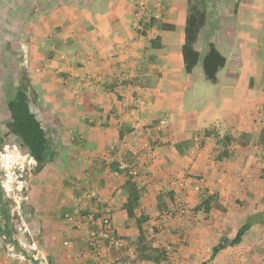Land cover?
Returning <instances> with one entry per match:
<instances>
[{
  "label": "crops",
  "instance_id": "1",
  "mask_svg": "<svg viewBox=\"0 0 264 264\" xmlns=\"http://www.w3.org/2000/svg\"><path fill=\"white\" fill-rule=\"evenodd\" d=\"M162 1L165 12L150 38L132 27L135 0H49L45 10L10 15L22 20L5 38L11 69L0 80V98L14 81L18 57L33 109L59 152L33 175L35 162L25 151L30 173L20 182L22 198L13 194L12 210L0 199V264H264V190L245 177L264 168V70L247 55L264 0L227 3L232 11L224 0L207 3L191 73L181 53L188 5ZM154 38L160 48L151 47ZM210 43L226 58L216 84L204 79L197 49L204 57ZM86 74L99 75L103 88L76 95ZM136 99L147 105L137 107ZM224 136H245L244 145ZM132 186L139 200L129 217L124 206ZM85 190L95 199H81ZM211 197L208 212L195 210ZM177 201L194 210L191 218L161 220ZM104 214L121 242L94 257L87 231L99 228ZM88 216L95 223L86 226ZM248 217L254 223L240 243L210 259ZM143 245L164 251L166 260L142 258Z\"/></svg>",
  "mask_w": 264,
  "mask_h": 264
},
{
  "label": "trees",
  "instance_id": "2",
  "mask_svg": "<svg viewBox=\"0 0 264 264\" xmlns=\"http://www.w3.org/2000/svg\"><path fill=\"white\" fill-rule=\"evenodd\" d=\"M205 25L206 11L196 5L189 4L185 18L184 43L181 48L184 69L187 73H191L198 64L199 54L194 48V44L197 41L200 30L204 28ZM161 29L169 31L173 29V26L163 24L161 25ZM150 45L152 48H160L157 38L150 39ZM225 64V56L214 46V44L210 43L201 64L204 79L212 84L218 83V72L225 66ZM31 95H34V92L32 91L27 75H25L24 78H21L19 82L16 83L14 95L6 103L9 117L4 124V128L6 133L11 135L33 159L35 166L31 173L36 175L46 166L47 163L58 155L59 148L57 146L51 147L46 128L42 120L37 116L32 108L33 99L31 98ZM224 140L227 142L232 141L242 146L244 145L243 142L234 137L226 136L224 137ZM138 200L139 193L135 186H132V188H130L128 201L124 206L129 217L134 216V209L138 204ZM212 200L213 199L211 197L202 201L195 208V210L208 212L210 210V202ZM137 223L140 231L139 241L141 242V221L138 220ZM253 223V220L248 217L245 223L238 229L233 239L229 240L222 238L220 242L212 248L210 259H212L220 250L228 246L238 245L242 236L253 225ZM140 250L142 251V258L144 259L151 260L156 263L166 260L164 251L152 249L145 245L141 246ZM144 252L149 253L147 254Z\"/></svg>",
  "mask_w": 264,
  "mask_h": 264
},
{
  "label": "rangeland",
  "instance_id": "3",
  "mask_svg": "<svg viewBox=\"0 0 264 264\" xmlns=\"http://www.w3.org/2000/svg\"><path fill=\"white\" fill-rule=\"evenodd\" d=\"M48 1L49 0H0V80L2 79V77L6 79L7 76L6 73L9 69H11V67H9L7 64L8 59H7L6 49L4 46L7 31L10 30L14 32V29L20 27L19 20L20 21L22 20V19L16 20V18L14 19V16H10V15H12L13 12H15V15H17L22 11L28 12L30 10V12L34 14L37 12L36 10H43V9L45 10L51 5L50 4L51 2ZM185 1L187 5L189 4L196 5L197 7L205 10V8L208 6L207 3H210L213 0H185ZM224 2L226 4L230 3V6H234V7H236L237 5L236 0H224ZM225 8L228 11H232L229 10L230 8L228 4L225 6ZM10 11L12 12L11 14ZM217 11H218V7L212 8L210 13L213 14L216 13ZM259 13L260 14L257 15V10H256L255 14L256 17L261 19L260 21L261 26L258 27V29H256L254 32L252 31L253 32L252 36L254 37V40L251 41L249 46L251 49H253V51H249L247 55L251 57L253 61H259L258 63L260 64L259 66H261L262 63L263 66L262 70H264V14L261 13V11ZM197 49L201 53L202 56L201 60H203L204 58L203 49L201 48L200 45L197 46ZM17 58L18 57L15 58L16 60L14 66L18 70H16L14 74V81L8 82L9 89L8 91L4 90V93L6 94L5 96L0 98V199L6 200L11 210L13 209V203L11 197L14 196L13 194L15 193L19 195L18 197L22 198V195L24 194V186L20 182L28 178L30 171H32V167H34L31 166L30 171L29 169H27L28 166L26 165L28 163V158L25 156L26 150L22 148L11 135H8L4 128V124L9 117L6 107V101L11 96L12 87L15 88L16 83H18L19 80L21 78H24L26 75L24 69L19 67L18 63L20 59ZM3 84H4L3 87H6L7 83L4 82ZM100 85H101L100 88L102 89L104 83H101ZM31 98L33 99L32 101V108H33L35 95H31ZM43 124L46 126L45 122ZM239 139L240 141L245 140V136H240ZM52 145L56 147L55 140L52 141ZM5 149H9L10 153L6 154L4 151ZM247 175L248 176H245L247 180V184L252 183L253 185H255V187L258 190L260 191L264 190V168L253 167L251 170L248 171ZM258 177H260L263 181L259 182L257 180ZM241 180L243 182L244 179ZM17 200L19 199L17 198Z\"/></svg>",
  "mask_w": 264,
  "mask_h": 264
},
{
  "label": "built area",
  "instance_id": "4",
  "mask_svg": "<svg viewBox=\"0 0 264 264\" xmlns=\"http://www.w3.org/2000/svg\"><path fill=\"white\" fill-rule=\"evenodd\" d=\"M164 10L165 8L162 0H135L132 25L134 31L139 36L150 38L152 28L156 24V21L162 18ZM101 83H104V81L99 75L91 76L90 74H86L83 77L82 83L79 85L82 90L76 93V95L90 92L91 90L94 91V93L98 92V88L101 87ZM136 100L138 103L137 107L139 108L147 105L144 99ZM130 109H136V106L131 107ZM160 126L162 128H167V124L163 121L160 122ZM146 153L151 155L149 152ZM80 198L84 200L95 199L94 194L89 190L82 191L80 193ZM193 211L194 210L187 206L184 202L177 201L172 208L166 209L161 213L160 219L163 221H179L181 223L183 220L190 219L193 215ZM99 220V228L95 229L88 227L87 231L88 251L94 257H100L106 248L120 246L121 242L116 231L112 227L110 216L108 214H104ZM94 223V217L88 216L83 224L89 226ZM80 226L82 225L80 224ZM159 227L161 230H164L163 223H161Z\"/></svg>",
  "mask_w": 264,
  "mask_h": 264
}]
</instances>
